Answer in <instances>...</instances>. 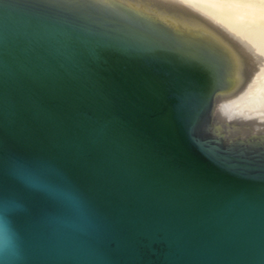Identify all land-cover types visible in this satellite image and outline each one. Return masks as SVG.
<instances>
[{
    "label": "water",
    "instance_id": "95a60500",
    "mask_svg": "<svg viewBox=\"0 0 264 264\" xmlns=\"http://www.w3.org/2000/svg\"><path fill=\"white\" fill-rule=\"evenodd\" d=\"M0 264H264V0H0Z\"/></svg>",
    "mask_w": 264,
    "mask_h": 264
}]
</instances>
